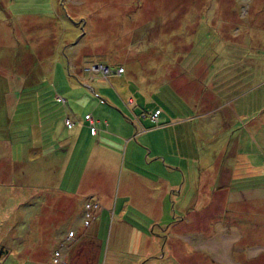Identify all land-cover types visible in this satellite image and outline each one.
<instances>
[{"label":"rangeland","instance_id":"1","mask_svg":"<svg viewBox=\"0 0 264 264\" xmlns=\"http://www.w3.org/2000/svg\"><path fill=\"white\" fill-rule=\"evenodd\" d=\"M28 55L48 63L41 99L21 98L12 122ZM103 62L124 72H87ZM41 120L45 142L29 132ZM100 124L119 125L116 140L74 147L78 127ZM0 139V264H74L79 228L100 248L93 264H264V0H0ZM64 183L79 189L50 211Z\"/></svg>","mask_w":264,"mask_h":264},{"label":"crops","instance_id":"2","mask_svg":"<svg viewBox=\"0 0 264 264\" xmlns=\"http://www.w3.org/2000/svg\"><path fill=\"white\" fill-rule=\"evenodd\" d=\"M57 46H58V44L57 45H52V44H50V46L49 45H47V47H45V46H43V47H41L40 48V52H41V55H42V57H43V59L45 60V59H47V58H50L51 56H52V54H54V53H56V49H57ZM81 48H82V51H85V47H83V45L81 46ZM32 60H31V57L28 55V59H27V67H26V70H28L29 68H30V66L32 65L33 66V64H32V62H31ZM47 64L48 63H46V64H44L43 65V67H42V76H44V73H45V70H46V67H47ZM100 64H108V63H105V62H103V63H98V64H95V63H93V64H91L90 66H88L87 68H86V70H87V72L89 73V74H96V75H100L102 78H109L112 74H119V73H123L124 72V70L122 71V72H117V71H115V70H112V67H113V63H110V64H108V65H110V67H111V70H112V72L110 73V74H108V75H104L102 72H100V71H95L94 69H93V67L94 66H97V65H100ZM118 64V63H117ZM116 64H114V66H115ZM116 67V66H115ZM118 68V67H117ZM116 68V69H117ZM34 71V68L32 69V71L27 75V76H29L32 72ZM102 81V80H101ZM39 86H31V88H29V90H22V93H17L18 95H15V97L13 98L14 99V101H13V103H12V106L10 107V112H11V115H10V117L12 118V122L14 121V114L15 113H18V111H20L19 110V107H20V99L21 98H28V99H30V96H32V98H37L38 100L39 99H41L40 98V96H39V93H41L42 91L41 90H36L37 88H38ZM16 92H18V91H16ZM21 92V91H20ZM82 91H80V90H67V91H65V94H67V95H69V96H71L72 98H75L77 95H82ZM87 93V92H86ZM38 95V96H37ZM93 98H95L94 96H92ZM57 100H58V102L59 103H63V102H66V100L65 99H63V98H61L60 96H57ZM5 101V100H4ZM26 109V111H24ZM33 109H34V107H33V105H32V103H31V106H30V108H28L27 106H25L24 108H23V110L21 111V115L23 114V113H31L32 111H33ZM143 113V112H142ZM9 114L10 113H6L5 114V122L6 123H8V121H9ZM87 113H85L84 114V119H85V115H86ZM159 114H160V112H158V113H156V109H155V112H152V114H151V116H154L153 118H154V120L157 118V116H159ZM144 115V117H145V115L146 114H143ZM152 118V119H153ZM156 121V120H155ZM37 125V127H36V129H32V127H33V125H31V130H29V132H30V134H31V132H32V137L34 138V139H36V140H40V141H42V142H45L46 141V139H47V137H48V135H49V133H50V131H49V128H48V125L46 124V122L45 121H42L41 120V122L40 123H37L36 124ZM116 126H119V125H105V126H103L102 124H100L99 125V129H98V131H96L95 133L96 134H92L91 132H90V130H89V127H87L88 128V130H87V128H85V127H83V126H81V127H78L77 129H76V131H78V134H77V136H76V139H75V142H74V147H76L77 146V144H80L81 146H84V145H86V141L88 140V137L86 136V133H88L91 137L93 136V137H95V136H97V134H99V136H100V138H101V140H103V141H108V140H104V137L106 136V137H108V138H110L109 137V135L110 134H112L111 132V130H112V128L111 127H116ZM123 126V129L124 128H126V129H128V126L127 125H122ZM28 127V126H27ZM150 128H153V126L152 127H150ZM149 128V129H150ZM70 129H72V128H70ZM125 136V135H124ZM123 136V137H124ZM122 137V138H123ZM122 138H119V139H117V141H122ZM0 140H3V139H0ZM109 140H116V139H109ZM88 141H90V144L89 145H87L88 147V150L89 149H92L93 147L94 148H100V146H99V144L96 142V144H95V140L94 139H91V138H89V140ZM105 143V142H104ZM106 144V143H105ZM129 144V142L127 141L126 142V146H125V148L127 147V145ZM107 145V144H106ZM69 148V146L68 145H65V146H63V150L64 151H66L67 149ZM47 151H55V149H51V148H49ZM56 155L57 154H54L50 159V161H52V162H54V163H56L57 162V160H56ZM81 158L79 157V160H80ZM162 163H163V167L164 168H168L169 166H167V165H165L164 164V162L162 161ZM169 179V182L170 183H163L162 185H161V187L160 188H162V193H161V199H165L166 198V196L167 195H172L173 194V187H174V181L169 177L168 178ZM81 181H83L84 182V176H82V179H81ZM80 181V182H81ZM79 182V183H80ZM88 185V184H87ZM48 186L49 187H51L52 186V183L50 182V181H48ZM57 191H56V193H55V195L57 194L58 195V197H56L55 199H54V206H55V209L54 208H52V204H51V202L49 203V210L50 211H57V210H60V212H62V211H64V210H67L68 209V200L65 198L66 196H67V194L69 193V192H72V193H76L77 191H78V189H79V185H78V187H77V189H76V191H68L67 189H66V183H64L63 184V187H61L60 185L59 186H57ZM169 191V192H168ZM45 193L47 194V195H49V196H51V192H47V190H45ZM35 198V196L33 197V198H31V199H34ZM88 202V201H87ZM92 202H94V201H92ZM85 204V203H84ZM35 207H36V205H34L33 206V209H32V212L33 211H35ZM73 210V209H72ZM21 214H22V217H25V218H27L28 217V210H27V208L26 207H24L22 210H21ZM94 215H95V213H94ZM84 216L86 217V215H85V213H84ZM80 221V219H77V221H74V224H78V222ZM89 221H88V217H86V219L84 220V223L86 224V223H88ZM54 227H56V224H54L53 225ZM74 225H71L70 227L72 228ZM73 228H75V227H73ZM67 230V229H66ZM66 230H65V232H63L62 233V238H66ZM80 237H83V233L80 231V228L78 229V234H77V236L73 239V241H72V243L74 242V241H78L79 239H80ZM65 257H63V259H64ZM121 261L119 262L120 264H124V263H129V264H134V262L131 260V259H128V260H126V259H120ZM118 263V264H119Z\"/></svg>","mask_w":264,"mask_h":264},{"label":"trees","instance_id":"3","mask_svg":"<svg viewBox=\"0 0 264 264\" xmlns=\"http://www.w3.org/2000/svg\"><path fill=\"white\" fill-rule=\"evenodd\" d=\"M40 51L41 50L39 48L38 57H42ZM105 65H107V64H105ZM108 66L110 67V65H108ZM115 66L118 67V64H116ZM119 67H121V65H119ZM33 68H34V71L29 76H27L32 71ZM23 75L25 76V87H26V88L23 87V91L29 90V88H31V86H36V84L38 83V77L41 80L42 70L39 69V66L34 67L31 65L28 70H24ZM24 111H26V109ZM156 111H158V110H156ZM29 149H32V147H29ZM88 203H90V202H88ZM85 204H84L83 211H84V213H86V211L89 213V215H88V221H89L94 217V213L96 212V209L98 208L99 204L97 202L96 207L91 206L89 209H86ZM88 224H89V222L86 223V225H88ZM91 236L92 235H90V234L87 236L83 234V237H80V239L77 242L74 241L72 243V245H70V251L69 252H71V254L73 255L72 256L73 257L72 262H74V264H93V263H97V261L99 260L100 256L97 253V251H99L100 248L98 246V243L96 242V238L91 237ZM54 251H53V253H54ZM71 254H70V257H71ZM76 257H78V260L76 259Z\"/></svg>","mask_w":264,"mask_h":264},{"label":"built area","instance_id":"4","mask_svg":"<svg viewBox=\"0 0 264 264\" xmlns=\"http://www.w3.org/2000/svg\"><path fill=\"white\" fill-rule=\"evenodd\" d=\"M93 69H94L95 71H100V72H102L105 76L108 75V74H110V73L112 72L111 68H110L108 65H105V64H100V65L94 66ZM116 71L119 73V72H122L123 69H122V67H118V68L116 69ZM156 113H158V111H156ZM153 117H154V116H152V118H153ZM86 118H90V117L86 114V115H85V119H86ZM153 119H154V118H153ZM70 123H71V122H70L69 119H66V120L64 121V124L67 125V126H69ZM91 123H92V120H91ZM71 124H72V123H71ZM89 130H90L91 133H94V132L96 131V128H94L93 126H90V127H89ZM90 203H91V204H90ZM90 203L87 202V203L85 204L86 209H89L91 206H92V207H96V205H97V202H90ZM85 215H86V217H88L89 213L86 211ZM68 234L71 236V235H72V231H70ZM53 256H54V262H57L58 259L61 260V256H60V252H59V250H55L54 253H53ZM62 262H63V261H62Z\"/></svg>","mask_w":264,"mask_h":264}]
</instances>
